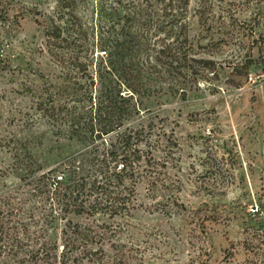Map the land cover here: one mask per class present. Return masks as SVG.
<instances>
[{
	"label": "rangeland",
	"instance_id": "obj_1",
	"mask_svg": "<svg viewBox=\"0 0 264 264\" xmlns=\"http://www.w3.org/2000/svg\"><path fill=\"white\" fill-rule=\"evenodd\" d=\"M133 30L153 52L176 37L181 61L139 54L141 91L121 87L120 125L98 134L110 47L96 40ZM0 54L8 232L59 251L63 231L87 228L97 264H244L245 214L264 205V0H0ZM102 174L129 207L74 213Z\"/></svg>",
	"mask_w": 264,
	"mask_h": 264
},
{
	"label": "trees",
	"instance_id": "obj_2",
	"mask_svg": "<svg viewBox=\"0 0 264 264\" xmlns=\"http://www.w3.org/2000/svg\"><path fill=\"white\" fill-rule=\"evenodd\" d=\"M100 9H102L100 7ZM117 10V9H114ZM134 12H131V15ZM102 32V31H101ZM100 33V32H99ZM106 33V32H104ZM101 34V33H100ZM108 35H100L96 40V46L110 47L109 53L105 60L106 65L98 69L104 85L101 84V96H104L106 104L104 107L108 108V121L101 124L98 134L111 132L114 128L120 125V117L125 112V102L130 95L122 96L121 87L127 89V92L138 93L140 85L138 86L133 79H136L142 72L139 54L146 50L145 54L150 51L153 52V47H149L150 38L139 32H124L123 34L110 33ZM145 37V38H144ZM177 38H173L170 42L165 43L162 39L157 40L159 48L153 53L156 62L163 63L172 68L176 61H181L179 50L181 47L178 44ZM149 41V43H148ZM146 43V48L144 47ZM109 43V44H108ZM153 44V43H152ZM109 45V46H108ZM101 55L105 54V50L101 51ZM186 58L183 55L182 59ZM3 59L0 54V60ZM145 61H150L149 56ZM204 64L210 63L208 60H202ZM123 79V80H121ZM145 89V88H144ZM127 93V94H128ZM115 115V116H114ZM106 127V128H105ZM91 131L93 130L90 127ZM102 129V130H101ZM103 131V132H101ZM123 165L117 164L113 167V174L118 176V173L123 171ZM100 174L102 172H99ZM59 178L57 179L56 177ZM61 176H53L50 186L54 187L60 183ZM88 191L96 193L92 198V202L86 207L81 204L73 208V212L80 214H93L96 212L117 214L119 209H124L129 206L125 204L124 197L121 196L120 191L115 195H110L109 187L111 183L107 174H102L97 180L96 177L89 183ZM82 183L72 186L68 190L67 196L72 201L80 194ZM74 193V194H73ZM66 196L65 191L61 194ZM72 195H74L72 197ZM104 198V199H103ZM103 201H100L102 200ZM81 203V200H80ZM118 206H116V204ZM256 209L251 210V213L245 214V219L242 226V249L245 252L244 264H264V205L257 200ZM1 216V212H0ZM6 221L3 222L2 216L0 218V264H95L92 257L93 249L90 248V232L87 228L73 225L69 232L63 231L62 242L58 248L48 245L43 239H38L36 230L29 231L28 228L20 225L17 231L8 232ZM15 229V226H10ZM12 233V234H11ZM6 241V244L3 242ZM5 249V250H4ZM97 264V263H96ZM193 264H204L203 261H196Z\"/></svg>",
	"mask_w": 264,
	"mask_h": 264
},
{
	"label": "built area",
	"instance_id": "obj_3",
	"mask_svg": "<svg viewBox=\"0 0 264 264\" xmlns=\"http://www.w3.org/2000/svg\"><path fill=\"white\" fill-rule=\"evenodd\" d=\"M57 179L59 178V176L58 177H56Z\"/></svg>",
	"mask_w": 264,
	"mask_h": 264
}]
</instances>
